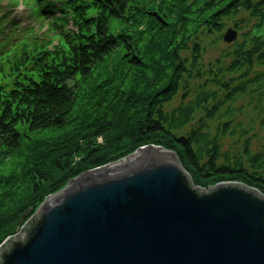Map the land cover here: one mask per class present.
Wrapping results in <instances>:
<instances>
[{"label": "trees", "instance_id": "16d2710c", "mask_svg": "<svg viewBox=\"0 0 264 264\" xmlns=\"http://www.w3.org/2000/svg\"><path fill=\"white\" fill-rule=\"evenodd\" d=\"M41 8L52 41L0 47V246L69 181L149 146L175 153L197 188L264 196V150L251 151L244 114L264 118V37L241 18L263 27L264 0ZM203 38L226 45L213 62Z\"/></svg>", "mask_w": 264, "mask_h": 264}, {"label": "water", "instance_id": "95a60500", "mask_svg": "<svg viewBox=\"0 0 264 264\" xmlns=\"http://www.w3.org/2000/svg\"><path fill=\"white\" fill-rule=\"evenodd\" d=\"M0 264H264V196L197 188L175 153L141 148L47 197Z\"/></svg>", "mask_w": 264, "mask_h": 264}, {"label": "rangeland", "instance_id": "374dc122", "mask_svg": "<svg viewBox=\"0 0 264 264\" xmlns=\"http://www.w3.org/2000/svg\"><path fill=\"white\" fill-rule=\"evenodd\" d=\"M8 3H9V0H0L2 11L11 8V7L8 8ZM10 13H11V16L18 18L19 21H23L24 25L26 26L31 25L30 18L28 17V12L24 10L21 4H19L17 8L15 9L11 8ZM248 17L249 16L244 13L241 14V18H245L243 23L247 24V22L250 21L247 28L251 29L256 34L262 35L264 37V26L260 27L262 25H260L258 21L250 20ZM257 27L259 28L257 29ZM201 45L203 48H205V53L203 55L204 63L213 62V60L219 58L221 55V52L225 49V46H226L224 45L223 42L217 45L211 44L210 40L207 38H203V40L201 39ZM226 63L228 62L226 61ZM246 103L247 102L245 100L239 99L237 101V106L246 105ZM252 107L253 106H251V108ZM256 113L257 112L253 111L252 109L244 110V114H249V117L253 119L252 122H249L250 119L248 118L245 120L246 124H248L249 131H250L246 139L249 140L250 149L253 153L264 150V118L262 119L257 118L255 115Z\"/></svg>", "mask_w": 264, "mask_h": 264}]
</instances>
